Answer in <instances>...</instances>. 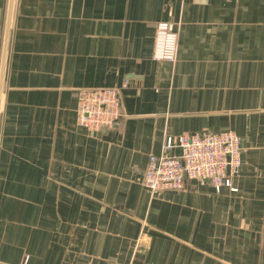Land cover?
<instances>
[{"label": "crops", "instance_id": "1", "mask_svg": "<svg viewBox=\"0 0 264 264\" xmlns=\"http://www.w3.org/2000/svg\"><path fill=\"white\" fill-rule=\"evenodd\" d=\"M255 13V14H254ZM179 30L154 58L156 25ZM120 88L111 128L78 90ZM232 129L238 187L141 178L168 134ZM178 151V150H177ZM264 264V11L216 0H0V262Z\"/></svg>", "mask_w": 264, "mask_h": 264}, {"label": "built area", "instance_id": "2", "mask_svg": "<svg viewBox=\"0 0 264 264\" xmlns=\"http://www.w3.org/2000/svg\"><path fill=\"white\" fill-rule=\"evenodd\" d=\"M178 39L176 23L160 20L156 25L154 58L174 61ZM76 111L78 123L88 129L114 127L123 115L120 88H80ZM242 150L241 136L232 129L168 134L162 152L150 155L141 183L153 192L179 190L194 181L210 183L217 192L225 187L237 191L234 178L242 164ZM27 261L28 256L21 264Z\"/></svg>", "mask_w": 264, "mask_h": 264}, {"label": "rangeland", "instance_id": "3", "mask_svg": "<svg viewBox=\"0 0 264 264\" xmlns=\"http://www.w3.org/2000/svg\"><path fill=\"white\" fill-rule=\"evenodd\" d=\"M216 3L223 9H248L257 14L264 11V0H216Z\"/></svg>", "mask_w": 264, "mask_h": 264}, {"label": "water", "instance_id": "4", "mask_svg": "<svg viewBox=\"0 0 264 264\" xmlns=\"http://www.w3.org/2000/svg\"><path fill=\"white\" fill-rule=\"evenodd\" d=\"M104 129H107V127H104Z\"/></svg>", "mask_w": 264, "mask_h": 264}]
</instances>
